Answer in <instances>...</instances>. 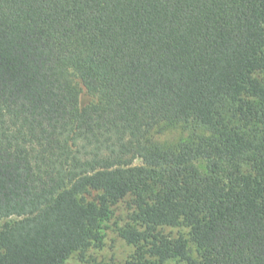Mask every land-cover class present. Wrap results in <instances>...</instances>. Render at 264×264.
<instances>
[{"label": "trees", "instance_id": "1", "mask_svg": "<svg viewBox=\"0 0 264 264\" xmlns=\"http://www.w3.org/2000/svg\"><path fill=\"white\" fill-rule=\"evenodd\" d=\"M126 197L124 264H264V0H0V264L83 256Z\"/></svg>", "mask_w": 264, "mask_h": 264}, {"label": "rangeland", "instance_id": "2", "mask_svg": "<svg viewBox=\"0 0 264 264\" xmlns=\"http://www.w3.org/2000/svg\"><path fill=\"white\" fill-rule=\"evenodd\" d=\"M92 99L83 92L80 97L82 105L89 103ZM187 133L176 127H161L152 134V139L160 144L170 145L186 138ZM133 212L130 197L119 201L109 208V215L101 223L100 235L101 245L89 248L82 256L79 253L72 254L63 264H90L92 262L103 264H124L136 252V248L127 244L119 235V231L129 222V215ZM3 222H0V228ZM162 233L170 238H182L187 243L189 256L199 259V252L190 241V229L185 226L177 228H164ZM146 259H156L145 256ZM180 260L171 259L165 264H179Z\"/></svg>", "mask_w": 264, "mask_h": 264}]
</instances>
